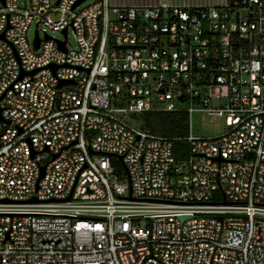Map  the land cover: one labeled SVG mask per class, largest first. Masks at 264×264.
I'll return each mask as SVG.
<instances>
[{
    "label": "built area",
    "instance_id": "1",
    "mask_svg": "<svg viewBox=\"0 0 264 264\" xmlns=\"http://www.w3.org/2000/svg\"><path fill=\"white\" fill-rule=\"evenodd\" d=\"M76 1L0 0V264H264V0Z\"/></svg>",
    "mask_w": 264,
    "mask_h": 264
},
{
    "label": "trees",
    "instance_id": "2",
    "mask_svg": "<svg viewBox=\"0 0 264 264\" xmlns=\"http://www.w3.org/2000/svg\"><path fill=\"white\" fill-rule=\"evenodd\" d=\"M142 125L152 133L172 138V150L176 157L188 154L183 136L188 130V115L184 110H151L142 113ZM116 164V161H114ZM122 173L121 169H119Z\"/></svg>",
    "mask_w": 264,
    "mask_h": 264
},
{
    "label": "rangeland",
    "instance_id": "3",
    "mask_svg": "<svg viewBox=\"0 0 264 264\" xmlns=\"http://www.w3.org/2000/svg\"><path fill=\"white\" fill-rule=\"evenodd\" d=\"M24 1L25 0H18L20 5H23ZM92 1H94V0H83L79 4V7L85 6L89 3H91ZM36 22H37V18H35L30 23V25L28 27L27 32H28L30 39H32L34 36V31L36 28ZM37 26H38V28L42 29L44 24L39 23ZM45 29H46V32L48 34H50L56 38H59L62 36V33L59 30H53L49 27H46ZM40 34L42 35V33H40ZM68 45L76 46V41H75L74 35L72 34V32L70 30L68 31ZM141 120H142V114L140 115V121ZM132 121L135 122V119H133ZM190 122H191L190 131L194 135H199V136H203V137L220 134L225 128L224 118L222 116L215 115V114L211 115V114H207V113L202 112V111H193L191 113V116H190ZM188 131L189 130H187V132ZM111 160H112L113 164L117 167L118 170L121 169L122 171H124V167L122 165V162L120 161V159L117 156L112 155ZM114 161H116V164Z\"/></svg>",
    "mask_w": 264,
    "mask_h": 264
},
{
    "label": "crops",
    "instance_id": "4",
    "mask_svg": "<svg viewBox=\"0 0 264 264\" xmlns=\"http://www.w3.org/2000/svg\"><path fill=\"white\" fill-rule=\"evenodd\" d=\"M114 2L119 3H150V2H157L158 0H113ZM172 3H178V4H197V3H218L221 0H167Z\"/></svg>",
    "mask_w": 264,
    "mask_h": 264
},
{
    "label": "water",
    "instance_id": "5",
    "mask_svg": "<svg viewBox=\"0 0 264 264\" xmlns=\"http://www.w3.org/2000/svg\"><path fill=\"white\" fill-rule=\"evenodd\" d=\"M80 0H77L76 2H75V4L76 3H78ZM62 31H65L64 29L62 30ZM3 34H1V36H2ZM46 37H47V35H46ZM38 44H39V37L37 36V33H36V30L34 31V47L36 48V47H38ZM59 45H60V47H63V41H61L60 43H59ZM62 82V80H60L59 81V83H61ZM117 157L121 160L122 159V156L121 155H117Z\"/></svg>",
    "mask_w": 264,
    "mask_h": 264
}]
</instances>
